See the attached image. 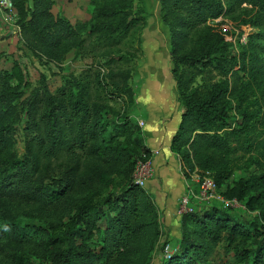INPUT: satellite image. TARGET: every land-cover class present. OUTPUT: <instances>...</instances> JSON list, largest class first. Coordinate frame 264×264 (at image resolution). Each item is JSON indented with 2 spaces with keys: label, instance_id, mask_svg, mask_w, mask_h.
<instances>
[{
  "label": "trees",
  "instance_id": "16d2710c",
  "mask_svg": "<svg viewBox=\"0 0 264 264\" xmlns=\"http://www.w3.org/2000/svg\"><path fill=\"white\" fill-rule=\"evenodd\" d=\"M12 2L17 14V42L40 64L59 65L69 51L83 46L84 38L75 25L52 12L54 0ZM161 4L174 24L180 25L176 33L179 38L185 37L195 22L218 18L243 4L256 9L251 24L260 29L264 25V0H161ZM142 12L143 9H137L134 14ZM94 18L99 23L92 30L107 38L126 34L137 23L128 12L116 17V9L109 7L96 9ZM232 36L227 31L215 32L205 36L195 51L184 54L177 53L182 45L173 38L168 51L170 73L178 91L176 101L182 105L170 149L181 156L188 175L196 169L212 178L216 188L232 174V155L244 144L251 145L249 132L260 111V107L249 110L254 105L247 101L249 82L231 85L226 77L241 68L229 49ZM134 57L131 52L111 54L105 61V73L90 69L91 66L77 75L69 73L53 92L46 75L40 73L37 85L26 94L27 71L19 61L13 60L9 68H0V239L4 240L0 242L1 248L16 250L37 232L16 220L19 209L45 210L61 203L80 173L96 174L94 160L81 163V156L76 153L81 150L89 159L115 162L125 185L119 192L102 198L99 205H92L87 198L74 204L73 225L63 235H47L43 240L49 264H147L160 234L158 209L150 193L132 182V172L137 159L150 155V148L140 130L134 135L129 131L125 135L127 141L120 143L113 142V130L107 133L109 117H118L120 112L108 105L105 98L112 94L113 99L121 97L128 104L133 102L129 78ZM180 65L183 67L178 69ZM207 67L216 69L223 78L207 88H192L196 72ZM232 109L241 118L239 125L230 121ZM110 110L112 115H105ZM20 114L27 141L25 153L17 157L10 150ZM127 124H121L122 129L126 130ZM53 163L65 167L67 173L48 183L44 174ZM260 164L264 168V161ZM222 195L225 199L244 201L248 210L257 212L253 222L255 234L222 207H211L201 214H183L177 245L161 264H209V256L222 237L234 242L238 234L258 244L253 250L239 247L235 252L239 260L248 262L251 258L252 264H264V171L238 180ZM14 199L24 200L22 207L11 209L9 200ZM99 230L102 241L98 247L78 243L73 235L76 232L86 239ZM166 244L162 241L159 250Z\"/></svg>",
  "mask_w": 264,
  "mask_h": 264
},
{
  "label": "rangeland",
  "instance_id": "374dc122",
  "mask_svg": "<svg viewBox=\"0 0 264 264\" xmlns=\"http://www.w3.org/2000/svg\"><path fill=\"white\" fill-rule=\"evenodd\" d=\"M100 7L116 9V17H120L122 14L128 12L131 16L136 17L137 23L126 34L107 38L104 36V33L92 30L93 26L99 23V20L94 18V12ZM120 9L124 12L119 13L118 10ZM137 9H143V12L140 15L134 14ZM165 11L166 8L162 7L161 0H54L52 12L55 15H63L70 23L75 25L84 38L83 46L69 51L62 63L56 66L40 64L27 48L22 45L19 46L17 35L11 33L14 27L13 22L4 16L3 18L0 16V68H9L13 60L19 61L27 71L26 80L28 87L26 88V94L37 85L40 73L46 75L47 85L50 91L53 92L61 85L63 77L69 73L77 75L85 71L86 68L89 69L90 66V69L94 68L97 72L105 73V61L109 55L133 53L135 57L130 62L132 71L129 78V85L134 96L133 102L128 104L121 97L113 99L111 98L113 97L112 94L105 98L108 105L120 112L118 117H114L111 110L106 112L105 115H112L108 119L110 122L107 133L110 134L113 130V142L120 143L123 140L127 141L125 135L129 131H132L131 133L134 135L135 132L140 130L147 145L146 140L148 137L145 132L146 119L148 118L147 108L143 104L136 102L139 96L148 95L150 89L146 77L142 75L143 69L150 70L149 67L145 66L146 59L142 49V43L145 38L156 36L160 41L161 48L167 53L173 46L174 38L177 42H181L182 45L177 53L184 54L195 51L205 36L224 31H227L228 34L233 33L232 38L229 40V49L237 57L241 68L229 73L226 77L231 85L236 86L248 81L250 88L247 92V101L254 103L252 106L249 104V110H255L257 107H260V111L251 127V132H249L251 145L247 146L244 144L242 148L232 155V174L220 187L216 188L217 194L223 197L222 193L224 190L227 187L233 186L238 180L248 178L253 174L259 175L264 171L263 166L260 164L264 161V35L258 34L260 31L264 32V25L261 29L252 25L251 21L257 14L256 9L252 8L249 4H243L235 11L221 15L218 18H210L203 23L195 22L187 31L186 36L179 38L176 33L180 31V25L174 24L173 17L165 14ZM181 67L183 66L180 65L178 69ZM171 68L172 62L170 58L168 63L160 62L157 67V76L162 81L167 80L166 78L170 76L171 80L167 88H165V92L172 94L173 91L176 99L178 91L170 73ZM222 78L216 69L207 67L196 72V77L191 87L207 88L210 83ZM149 101L152 102L153 111L161 113V109H163L165 116L169 118L165 126L163 124L160 125L162 132L160 141L167 144L170 140V132L177 121L180 106L178 104L175 106L171 99L164 100L158 97L155 98L152 95ZM232 105L234 107L235 102ZM230 113L232 125H239L241 118L234 112V109ZM22 118L23 115L20 114L15 124V143L10 150L17 157H21L25 153L27 141V134L22 129ZM140 121L143 124L140 125ZM124 122H128L126 130L121 127V124ZM76 153L81 156L82 164L93 160L95 161L94 163H97V165H94L96 174H92V171L80 173V178H78L73 188L69 190L64 201L61 203H56L45 210L26 211L19 209L16 220L21 226H25L26 228L33 227L37 232L27 242H23L16 250L0 247V264H49L48 249L43 240L47 235L61 236L69 225H73L74 204L80 199L87 198L90 200L89 203H93L92 205H99L102 198L108 194L119 192L125 185L120 167L115 162L99 161L95 157L89 159L87 158L89 155L81 150H76ZM174 155L177 162L176 172L179 179L183 180L182 174H184L190 187L196 192L198 179L202 173L196 172L197 175L194 176V173L190 172L188 175L181 156L176 152H174ZM66 173L65 167H60L53 163L46 169L44 180L50 183L52 178L65 177ZM171 182L170 184L175 183L176 185L173 192L167 190V203L173 209L178 202V198L175 200L178 191L185 192L187 187L184 181L181 188H179L176 180H172ZM150 195L158 209L160 234L153 243L147 264H161L165 247L167 246L172 251L177 245L176 241L180 236L181 216L176 213L175 209V213L170 214L169 217H165L161 209L162 205L156 202L159 194L150 193ZM160 196H164V191H162ZM238 203L239 205H225L219 199H194V209L192 212L201 214L211 207H222L231 218L241 222L252 234H255L253 222L256 221L255 216L257 212L248 210L244 205V201H238ZM23 204L24 200L22 199L9 200L11 209H17V206L22 207ZM1 218L0 214V221H2ZM72 233L74 232L72 231ZM73 235L78 243L82 242V244H88L89 246L98 247L102 241L100 230L94 231L86 239L76 232ZM238 235L234 242L222 237L214 246L213 252L209 256V264H252L251 258L247 259L248 262L240 261L235 252L239 247L253 250L258 244L252 238L241 234ZM164 240L167 241V244L160 251V244ZM2 241L4 240L0 239V242Z\"/></svg>",
  "mask_w": 264,
  "mask_h": 264
},
{
  "label": "crops",
  "instance_id": "0c3cea01",
  "mask_svg": "<svg viewBox=\"0 0 264 264\" xmlns=\"http://www.w3.org/2000/svg\"><path fill=\"white\" fill-rule=\"evenodd\" d=\"M142 49L145 56V66L149 67L150 70H144L142 75L146 77L149 93L148 95L139 96L137 99L138 104H143L147 109L148 118L146 119L145 132L147 135L146 143L151 150H158V153L153 156V166H154V176L149 179L144 187L148 193H157L156 202L159 205H162L161 209L165 217H169L170 214L175 213L176 207L172 209L171 205L167 203L168 191L173 192L175 190V183H172V180H176V183L179 184V188L183 185V180L179 179L176 172V159L174 152L170 150V140L173 133L176 131L177 126L180 121L182 113V105L176 101L175 95L172 91V94L165 92V88L169 84L171 78L167 77L165 81H162L157 76V67L160 62L168 63L169 55L168 53L161 48L159 39L156 36H148L142 43ZM168 82V83H167ZM151 95L155 98H162L164 100L171 99L174 102L175 106L177 104L180 106V110L177 114L178 118L174 124L172 131L170 132V140L167 144H164L160 141L162 137V132L160 125H166V121L169 120L168 116H165V112L161 109V113L152 110L151 101L149 98ZM148 100V101H147ZM177 176V177H176ZM178 178V179H177ZM168 187V188H167ZM166 190V192H165ZM162 191H164V196L161 197ZM183 191H178L175 200L179 197Z\"/></svg>",
  "mask_w": 264,
  "mask_h": 264
},
{
  "label": "built area",
  "instance_id": "2783aa9c",
  "mask_svg": "<svg viewBox=\"0 0 264 264\" xmlns=\"http://www.w3.org/2000/svg\"><path fill=\"white\" fill-rule=\"evenodd\" d=\"M0 16H3L13 22V29L11 31L12 34L17 35V14L15 6L12 0H0ZM143 124L142 121L139 123ZM158 153V150H151L149 156H143V158L137 159L135 162L133 172H132V182L144 187L149 179L154 176V166H153V156ZM196 169L192 171L193 175L196 176ZM182 174L183 181L186 184L187 190L183 192L178 197V202L176 204V213L179 216L183 214L191 213L194 209L193 201L194 199L200 200H211V199H219L225 205H239L236 199H224L216 192V185L212 178L207 176L206 174L201 175L198 179V188L197 191H193L192 187L188 183V180ZM174 250V249H172ZM163 258H168L171 251L166 246L163 251Z\"/></svg>",
  "mask_w": 264,
  "mask_h": 264
}]
</instances>
